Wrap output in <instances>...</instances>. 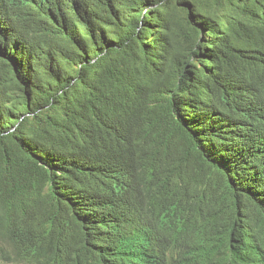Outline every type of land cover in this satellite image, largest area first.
<instances>
[{
  "label": "trees",
  "instance_id": "1",
  "mask_svg": "<svg viewBox=\"0 0 264 264\" xmlns=\"http://www.w3.org/2000/svg\"><path fill=\"white\" fill-rule=\"evenodd\" d=\"M25 261L264 264V0H0V264Z\"/></svg>",
  "mask_w": 264,
  "mask_h": 264
},
{
  "label": "rangeland",
  "instance_id": "2",
  "mask_svg": "<svg viewBox=\"0 0 264 264\" xmlns=\"http://www.w3.org/2000/svg\"><path fill=\"white\" fill-rule=\"evenodd\" d=\"M5 247L10 251L12 252V247L9 245V244H5ZM9 264H34L32 262H13V263H9Z\"/></svg>",
  "mask_w": 264,
  "mask_h": 264
}]
</instances>
